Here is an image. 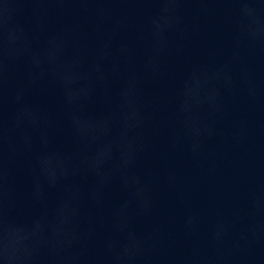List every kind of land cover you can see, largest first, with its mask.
Segmentation results:
<instances>
[{"label":"clouds","instance_id":"1","mask_svg":"<svg viewBox=\"0 0 264 264\" xmlns=\"http://www.w3.org/2000/svg\"><path fill=\"white\" fill-rule=\"evenodd\" d=\"M164 2L167 3L168 0H164ZM0 259L5 260V264H11L13 257L8 254L6 246L3 248H0Z\"/></svg>","mask_w":264,"mask_h":264}]
</instances>
